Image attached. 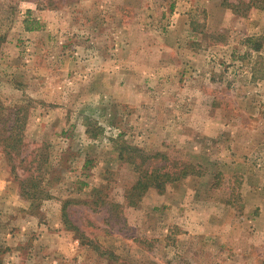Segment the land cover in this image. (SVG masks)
Listing matches in <instances>:
<instances>
[{
  "label": "rangeland",
  "instance_id": "374dc122",
  "mask_svg": "<svg viewBox=\"0 0 264 264\" xmlns=\"http://www.w3.org/2000/svg\"><path fill=\"white\" fill-rule=\"evenodd\" d=\"M250 1L0 0V100L33 161L0 151V264H264V0ZM117 142L199 175L127 206L137 175ZM37 166L48 199L28 202L17 178Z\"/></svg>",
  "mask_w": 264,
  "mask_h": 264
},
{
  "label": "trees",
  "instance_id": "16d2710c",
  "mask_svg": "<svg viewBox=\"0 0 264 264\" xmlns=\"http://www.w3.org/2000/svg\"><path fill=\"white\" fill-rule=\"evenodd\" d=\"M259 1L251 0L248 5L261 8V4H258ZM228 6L235 8L230 3ZM28 30L33 31L35 29L28 28ZM24 122V118L20 117L17 111H11L0 100V151L5 156L7 162L17 160V165L20 167L25 164L32 165L33 163V161L27 162L29 155L21 156L24 146ZM86 134H89L92 139H95L99 135L98 133L91 134L90 131H86ZM116 146L118 160L127 164L137 175L131 187L124 192V201L127 206L135 207L143 194L149 189H154L161 194L169 184H174L191 175H199L191 164L170 162L166 156L159 153H147L136 146L121 144V142H117ZM159 156L161 158L160 161L157 160ZM88 163L86 162L87 165ZM12 168L15 171V167ZM39 169V166L35 167L32 172H30V169H24L28 174L22 178H17L19 196L28 202H40L43 198L48 199L47 195L41 197L42 193L39 192L41 191L40 183L42 179L40 177L42 173L39 172ZM101 190H103V186L93 190L94 197L90 200V204L99 206L106 203L105 196ZM69 204L71 203L64 202L62 207L63 224L67 230L72 231L76 235L77 239L80 240V244L83 245L85 238L68 219L66 208ZM97 248L95 247L94 249Z\"/></svg>",
  "mask_w": 264,
  "mask_h": 264
}]
</instances>
